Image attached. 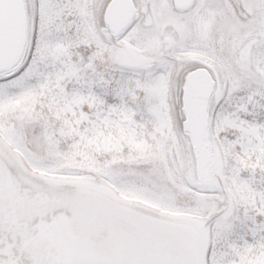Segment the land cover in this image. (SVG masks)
<instances>
[{"label":"snow or ice","instance_id":"obj_1","mask_svg":"<svg viewBox=\"0 0 264 264\" xmlns=\"http://www.w3.org/2000/svg\"><path fill=\"white\" fill-rule=\"evenodd\" d=\"M0 264H264V0H0Z\"/></svg>","mask_w":264,"mask_h":264}]
</instances>
